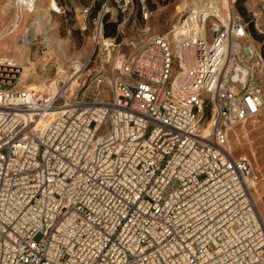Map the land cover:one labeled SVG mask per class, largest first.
<instances>
[{
	"label": "built area",
	"instance_id": "built-area-1",
	"mask_svg": "<svg viewBox=\"0 0 264 264\" xmlns=\"http://www.w3.org/2000/svg\"><path fill=\"white\" fill-rule=\"evenodd\" d=\"M36 1L15 6L21 15ZM114 1L149 16L144 0ZM246 38L231 7L188 11L176 29L131 42L107 100L22 89L19 65L1 57L0 264H264L259 175L228 139L264 109L262 60Z\"/></svg>",
	"mask_w": 264,
	"mask_h": 264
},
{
	"label": "rangeland",
	"instance_id": "rangeland-1",
	"mask_svg": "<svg viewBox=\"0 0 264 264\" xmlns=\"http://www.w3.org/2000/svg\"><path fill=\"white\" fill-rule=\"evenodd\" d=\"M6 1L0 0V10L7 9L9 12L7 15H0V33L10 30L11 25L16 23L15 21L21 12L15 6L16 4L5 6V8ZM54 1L60 6L59 12L52 11ZM144 1L149 10V16L146 20L142 19L140 4L137 1H134L127 12L122 13L115 7V1L109 0L107 6L109 9L104 15L103 24L104 31L106 26V31L110 35L105 36L103 31V39L105 40L102 46L98 45L94 49L93 18L100 12L106 0H43V3L38 5L36 13L34 11L31 13L23 12L22 18L25 23L16 29L12 42H5L7 36L0 39V51L19 65L23 72L22 82L36 85L48 84V81L59 70H70L72 63L80 61L82 69L77 78V83L72 84L73 91L67 100L77 96L81 97L80 94L83 91H85V100L110 99L112 97L110 80L115 75L114 66L117 60L125 62L135 49L150 37L166 34L174 29V26L178 25L184 14L188 12L187 9L178 8V5L190 0ZM229 1L233 13L241 16L247 25L248 38L244 42L253 47L261 57L262 61H260L257 69V80L262 86L264 96V0ZM85 8H88V13H84ZM220 8L225 9L223 6ZM214 20L215 18H210L209 21ZM30 26L37 28L36 35L29 44L20 46L19 40L24 34V30ZM50 38L52 40L47 41ZM133 41L136 48L131 45ZM47 43L50 44L51 50H48ZM106 48L111 50L109 61L106 60ZM99 72L104 73L107 80L99 86L89 84V75ZM175 72L176 67L174 65L172 74ZM67 87L68 85L62 81L58 85V90H63L65 94ZM63 101L66 100L60 99L59 104ZM262 123L249 132L253 142H261L260 145H263L264 142V120ZM238 128L239 126L231 128L228 135L232 154L235 157L247 156L251 158L254 150L251 149L250 144H247L243 138L240 139L242 141L240 144L237 145L235 142L233 130ZM260 145L257 144V146ZM233 150L235 151L233 152ZM261 158L263 160L264 156ZM252 162L254 163V161ZM258 170L259 181L253 194L258 212L264 221V165Z\"/></svg>",
	"mask_w": 264,
	"mask_h": 264
},
{
	"label": "bare ground",
	"instance_id": "bare-ground-1",
	"mask_svg": "<svg viewBox=\"0 0 264 264\" xmlns=\"http://www.w3.org/2000/svg\"><path fill=\"white\" fill-rule=\"evenodd\" d=\"M8 1V2H7ZM6 3L4 4L5 6H14L17 2V0H7ZM38 3V4H37ZM41 3H43V0H37L36 4L34 5L33 9L30 11V13L32 11H34V13L37 12V7L38 5H40ZM223 6L225 9H229L230 10V1L229 0H190L189 2H185L183 4L178 5V8L180 9H187L188 11H203V12H215L218 13V8ZM6 8V7H5ZM180 11V10H179ZM9 12L7 9H1L0 10V15H7ZM220 17H222V14L220 15ZM17 21H15L16 23L11 25V29L10 30H6L0 33V39L6 37L5 42H12L14 40V36H15V32L16 29H19V27H22L23 24L25 23V20H23L22 18V14L18 15V18L16 19ZM39 24V21H38ZM174 28H177V25L174 26ZM36 30L34 27H29L27 29L24 30V34L21 36V39L19 40V44L21 45H27L31 42L32 38L36 35ZM52 40L51 38L48 39L47 41ZM105 39L100 38L99 43L100 46H102V43L104 42ZM48 46V50L50 49V44H46ZM47 50V51H48ZM107 54H106V60H110L111 57V50L106 48ZM0 51V58L2 57L3 59H7L11 62H13V59L7 58L3 53ZM123 61L121 60H117L116 62V67H118L119 65L122 64ZM14 63V62H13ZM84 66V65H83ZM82 69V64L80 61H76L75 63H72L71 65V69H61L57 72V74L52 77L49 81L48 84H40V85H36V84H32V83H27V82H22V77H23V72H22V76H21V84H20V88L22 89H38V88H42V89H48V90H52V91H57L58 90V85L60 82H65L66 85H68L67 90H65V94L63 90H58L67 100V98L71 95L72 90V84L75 85V83H77V78L79 76V73L81 72ZM70 83V84H69ZM71 85V86H70ZM32 86H36L38 88L32 87ZM57 91V92H58ZM58 111L57 110H51L49 111L47 114H45L41 121L42 123H47L49 121H51L52 119H54V117L57 115ZM264 120V109L260 112L259 115H257L255 118H252L250 120L244 121L241 124L233 127L236 128L239 126L238 129L233 130V135H234V139L236 144H240V142H242L240 139L243 138L245 142H247V144H250V147L252 150H254L253 154L251 155L252 157L250 158L252 161H254L253 166L255 168L256 172H259L258 168L261 167L262 165H264V159L262 160V156H264V142L262 143L263 145H260L261 142L255 143L253 142V139L250 137L249 132L252 131L254 128L258 127L259 124H261ZM263 124V123H262ZM209 126L207 128H205L204 130V134H207L209 132ZM241 135V136H240ZM264 138V137H263ZM257 144H259L260 146H257ZM232 145V144H231ZM259 148H257V147ZM231 149V148H230ZM235 150H233L234 152ZM232 152V150H231ZM258 201V200H257Z\"/></svg>",
	"mask_w": 264,
	"mask_h": 264
},
{
	"label": "trees",
	"instance_id": "trees-1",
	"mask_svg": "<svg viewBox=\"0 0 264 264\" xmlns=\"http://www.w3.org/2000/svg\"><path fill=\"white\" fill-rule=\"evenodd\" d=\"M104 35H105V36H109V35H110V34L108 33V31H106V26H105Z\"/></svg>",
	"mask_w": 264,
	"mask_h": 264
}]
</instances>
